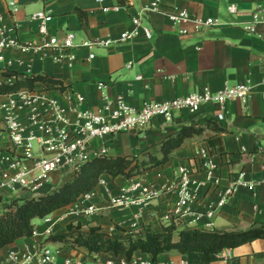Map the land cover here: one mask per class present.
I'll return each instance as SVG.
<instances>
[{
  "label": "crops",
  "instance_id": "crops-1",
  "mask_svg": "<svg viewBox=\"0 0 264 264\" xmlns=\"http://www.w3.org/2000/svg\"><path fill=\"white\" fill-rule=\"evenodd\" d=\"M155 3L156 0H0V32L28 48L4 51L0 83L9 81L1 73L44 74L61 80L67 88L63 93L23 90L0 96V148L4 151L13 148L4 121L16 117L26 123L32 113L31 107L13 109L12 104L21 100L31 101L32 107L41 112L55 102L71 114L70 95L85 99L80 107L84 111L102 108L104 98H122L131 108L140 110L146 102H168L206 89L218 93L226 87H252L245 103L237 100L223 107L209 105L196 114L177 112L169 123L156 119L140 133L96 143L105 147L110 157L137 156L145 151L157 153L164 139L183 127L206 128L201 136L186 140L164 167L130 180L102 176L89 200L81 197L76 204L58 210L44 219L43 226L36 227L34 238L19 239L1 250L0 264L14 251L36 256L42 246L50 250L49 246H53L54 264H62L67 258L88 264H188L187 257L175 252L160 255L156 261L138 253L129 261L113 253L90 255L84 249L45 243L49 236L65 233L69 225H80L84 231L101 227L113 237L122 235L118 228L136 234L142 233L141 226L160 230L168 226L165 218L179 208L184 189L191 202L179 208V215L175 216L174 225L179 231L237 232L264 224V0H162L159 7L164 11L185 10L193 18L219 22L217 27L200 31L195 30L193 23L174 25L162 14L149 13ZM231 6L236 7L235 14L229 13ZM40 12L53 18L48 25L49 37L62 38L67 33L75 37V48L65 52L67 57L61 62L60 52L43 49L41 23L31 19ZM254 14L260 15V22L257 33L250 34L245 28L252 24ZM134 18L152 31L151 41L139 29L135 39L122 45L78 48L85 40L115 41L123 33H132ZM91 55L94 58L90 60ZM99 84L105 88L99 90ZM219 114L224 115L223 121H217ZM209 121L219 131L208 127ZM38 151L36 145L34 152ZM24 153L20 149L19 155ZM0 166L8 170L7 163ZM133 182L153 189L158 196L140 205L121 206L119 201L123 198L131 201L142 196L140 192L128 191ZM184 182L188 183L186 188ZM61 185L59 174H53L41 196ZM229 189L234 190L233 195L219 208V200ZM30 198L34 197L20 191L0 194L2 204ZM89 207L96 210L92 215L86 214ZM210 210L213 216L207 217ZM230 252L228 259L212 264H228L232 259L239 260V264H264V240Z\"/></svg>",
  "mask_w": 264,
  "mask_h": 264
},
{
  "label": "built area",
  "instance_id": "built-area-1",
  "mask_svg": "<svg viewBox=\"0 0 264 264\" xmlns=\"http://www.w3.org/2000/svg\"><path fill=\"white\" fill-rule=\"evenodd\" d=\"M162 0H156L149 13H159L164 15L174 25L182 22H190L195 25V30L210 29L219 26L215 19L199 20L193 18L185 10L164 11L159 5ZM14 6V4H11ZM117 10V9H116ZM235 6L229 8L230 14H235ZM31 19L41 23L39 33L45 38L44 50L58 51L61 53L58 61H63L67 56L65 52L75 48V37L72 33H67L62 38L49 37L48 25L52 22V16L40 12L34 14ZM260 22V15L254 14L252 24L245 28L250 34H256V25ZM134 31L123 33L118 40H85L78 46L80 49H107L113 46L122 45L137 37V31L142 30V36L151 41L152 31L143 26L139 19H132ZM186 34V32H184ZM9 48H17L22 51L28 50L20 44L9 40L6 32H0V62L3 60V53ZM94 56H90V60ZM138 80L141 77L137 78ZM264 85V81H263ZM105 88L104 84H99L98 89ZM252 93V87L238 85L226 87L223 91L212 93L208 89L200 93H194L184 98L171 100L168 102H146L140 110L131 108L122 98L108 100L104 98V105L96 111L81 110L85 99L80 95H70L68 100L73 105L71 114L60 108L55 102L49 103V109L41 112L35 109L33 103L28 100H21L13 103V109H32V113L27 117V122L23 123L16 117H9L4 121V127L13 148L4 151L0 148V163H7L8 170L0 166V194H14L17 191L27 193L34 198L39 197L51 183L52 175L59 174L60 182L63 184L69 181L80 168L94 158L107 156V149L100 145H95L103 141L115 139L121 135L129 133H140L147 129L156 119L166 123L172 121L177 112H188L196 114L205 106L218 105L225 106L231 101L247 102ZM264 96V95H263ZM224 115L219 114L217 121H223ZM37 133L47 135L39 137ZM38 145L39 151L34 152ZM20 149L25 151L24 155H19ZM25 162H29L27 166ZM188 185L184 182V188ZM128 191L140 192L142 196L131 201L123 198L119 201L121 206L128 204L140 205L158 196V192L149 187L142 186L139 182H133ZM234 193L233 189L225 192L219 200L218 207L225 206L227 199ZM92 194L82 196L89 200ZM191 202L190 195L184 189L181 192L178 207L181 209ZM179 208L175 209L166 218V223L174 224L175 216L179 215ZM94 207L86 210L87 215L95 212ZM213 211L207 212V217L213 216ZM231 256L230 250H225L221 254L222 259ZM55 252L42 246L36 256L24 255L21 252H11L4 264H54ZM62 264H88L76 259L67 258Z\"/></svg>",
  "mask_w": 264,
  "mask_h": 264
},
{
  "label": "trees",
  "instance_id": "trees-1",
  "mask_svg": "<svg viewBox=\"0 0 264 264\" xmlns=\"http://www.w3.org/2000/svg\"><path fill=\"white\" fill-rule=\"evenodd\" d=\"M83 18V14L79 13ZM8 82L0 83V96H11L23 90L65 92L64 83L54 77L39 74L22 76L17 73H1ZM208 127L219 131L212 121ZM206 128L183 127L169 135L157 153L145 151L137 156H100L84 164L73 177L56 191L30 198L14 200L8 204L0 201V251L22 238H34V220L46 219L58 210L70 207L84 195L96 190L100 179L108 175L114 179L128 180L164 167L171 156L181 149L186 140L201 136ZM141 234L118 228L122 235L113 237L101 227L83 230L80 225H69L65 233L49 236L45 243L62 244L71 250H86L90 255L113 253L131 261L140 253L156 261L160 255L178 253L187 257L188 264H212L220 261L225 250L236 249L257 240H264V224L237 232L205 231L200 229L178 230L174 224L153 230L141 226ZM228 264H239L232 259Z\"/></svg>",
  "mask_w": 264,
  "mask_h": 264
},
{
  "label": "rangeland",
  "instance_id": "rangeland-1",
  "mask_svg": "<svg viewBox=\"0 0 264 264\" xmlns=\"http://www.w3.org/2000/svg\"><path fill=\"white\" fill-rule=\"evenodd\" d=\"M36 149V146H35ZM35 227H41L44 225V219H36L34 220ZM52 236V235H51ZM53 250V246H49Z\"/></svg>",
  "mask_w": 264,
  "mask_h": 264
}]
</instances>
